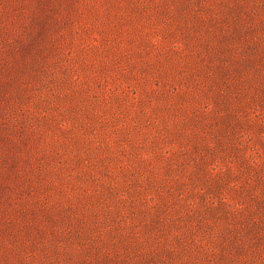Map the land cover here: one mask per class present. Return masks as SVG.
<instances>
[{"label":"rangeland","instance_id":"1","mask_svg":"<svg viewBox=\"0 0 264 264\" xmlns=\"http://www.w3.org/2000/svg\"><path fill=\"white\" fill-rule=\"evenodd\" d=\"M0 264H264V0H0Z\"/></svg>","mask_w":264,"mask_h":264},{"label":"trees","instance_id":"2","mask_svg":"<svg viewBox=\"0 0 264 264\" xmlns=\"http://www.w3.org/2000/svg\"><path fill=\"white\" fill-rule=\"evenodd\" d=\"M253 163H256V160H252Z\"/></svg>","mask_w":264,"mask_h":264}]
</instances>
